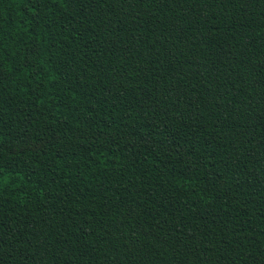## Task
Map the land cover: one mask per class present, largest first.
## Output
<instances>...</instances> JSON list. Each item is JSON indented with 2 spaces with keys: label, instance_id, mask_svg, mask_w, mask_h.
<instances>
[{
  "label": "trees",
  "instance_id": "trees-1",
  "mask_svg": "<svg viewBox=\"0 0 264 264\" xmlns=\"http://www.w3.org/2000/svg\"><path fill=\"white\" fill-rule=\"evenodd\" d=\"M0 264H264V0H0Z\"/></svg>",
  "mask_w": 264,
  "mask_h": 264
}]
</instances>
